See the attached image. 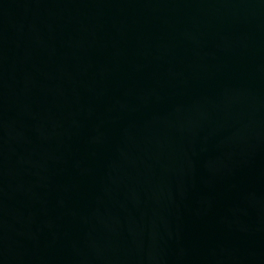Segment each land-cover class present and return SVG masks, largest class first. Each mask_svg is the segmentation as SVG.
<instances>
[{"label": "water", "instance_id": "obj_1", "mask_svg": "<svg viewBox=\"0 0 264 264\" xmlns=\"http://www.w3.org/2000/svg\"><path fill=\"white\" fill-rule=\"evenodd\" d=\"M0 264H264V0H0Z\"/></svg>", "mask_w": 264, "mask_h": 264}]
</instances>
